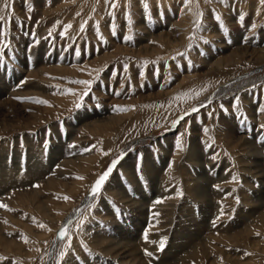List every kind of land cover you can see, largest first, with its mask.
<instances>
[{
	"label": "rangeland",
	"instance_id": "obj_1",
	"mask_svg": "<svg viewBox=\"0 0 264 264\" xmlns=\"http://www.w3.org/2000/svg\"><path fill=\"white\" fill-rule=\"evenodd\" d=\"M0 17V264H264L261 0Z\"/></svg>",
	"mask_w": 264,
	"mask_h": 264
},
{
	"label": "snow or ice",
	"instance_id": "obj_2",
	"mask_svg": "<svg viewBox=\"0 0 264 264\" xmlns=\"http://www.w3.org/2000/svg\"><path fill=\"white\" fill-rule=\"evenodd\" d=\"M142 2H143V0H142ZM186 2H188V0H186ZM261 3L264 4V0H261ZM7 7H8V5H7V3H5V8H7ZM147 7H148L147 4H144L145 10H147ZM29 10H31V9H29ZM0 19H3V18L0 17ZM217 20H219V17H217ZM67 27H71V26L69 25ZM129 39H131V37H129ZM36 102H38V103H47L46 101H36ZM193 111H197V109H193ZM225 111H226V109H225ZM262 111H264V110H262ZM174 123H176V122L174 121ZM262 127H264V126H262ZM177 147L180 148V144L179 143L177 144ZM213 159H215V157H213ZM117 163H118V161H113L112 166L108 169V171H106L103 175H101V177L99 178V180L96 182V184L92 188V193L94 195L100 190L101 186L103 185V183L105 182V180L107 179L108 175L111 173V171L113 170V168H115V166H116ZM233 179H235V177ZM37 187H38V185H37ZM65 199H68V198L65 197ZM156 203H161V201L158 200V201H156ZM237 203H239V199L238 198H237ZM0 207L6 208L7 206L4 205V204H0ZM213 223L215 224V222H213ZM41 227H43V225H41ZM60 235H61V238H64V236L66 235V233L65 232H61ZM145 240H147V236L146 235H145ZM164 243H165L164 241H161V243L159 245L160 250H163ZM145 254L148 255V256H152V253L151 252H147L146 251ZM61 255H63V253Z\"/></svg>",
	"mask_w": 264,
	"mask_h": 264
},
{
	"label": "bare ground",
	"instance_id": "obj_3",
	"mask_svg": "<svg viewBox=\"0 0 264 264\" xmlns=\"http://www.w3.org/2000/svg\"><path fill=\"white\" fill-rule=\"evenodd\" d=\"M93 197H91V199H92ZM69 223V222H68ZM68 223H66L65 225H67ZM64 227V225L61 227V229ZM61 231V230H60ZM60 231H59V233H60Z\"/></svg>",
	"mask_w": 264,
	"mask_h": 264
}]
</instances>
